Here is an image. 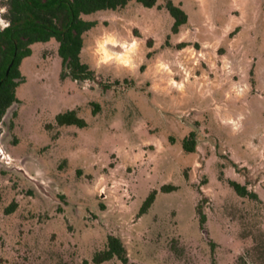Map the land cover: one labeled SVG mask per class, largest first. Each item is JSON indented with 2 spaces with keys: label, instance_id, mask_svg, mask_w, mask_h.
<instances>
[{
  "label": "rangeland",
  "instance_id": "obj_1",
  "mask_svg": "<svg viewBox=\"0 0 264 264\" xmlns=\"http://www.w3.org/2000/svg\"><path fill=\"white\" fill-rule=\"evenodd\" d=\"M174 1L176 32L165 0L84 14L93 78L32 44L0 119V264H124L93 259L110 233L135 264H264V0Z\"/></svg>",
  "mask_w": 264,
  "mask_h": 264
},
{
  "label": "trees",
  "instance_id": "obj_2",
  "mask_svg": "<svg viewBox=\"0 0 264 264\" xmlns=\"http://www.w3.org/2000/svg\"><path fill=\"white\" fill-rule=\"evenodd\" d=\"M146 6H154L158 0H138ZM129 0H6L7 11L5 13L9 23L0 25V119L7 109L16 101L17 86L24 80L21 70V62L25 56L32 53V44L36 41H46L52 37L59 41L58 51L62 57L63 73L77 80H85L94 77V69L90 64L82 60L81 51L84 45V33L97 21L86 18L84 14L101 9H116L124 6ZM174 17L173 31H178L180 26L188 21L189 15L181 3L174 0H165L164 4ZM11 65V66H10ZM10 66L9 72H7ZM99 103L95 102L93 108L97 111ZM59 124L86 125L85 117L79 115L75 108L57 114ZM195 135L190 133L184 139V147L188 150L195 148ZM238 193H248L245 184L231 181ZM164 188H174L168 184ZM153 190L144 201L140 213L147 211L155 199ZM201 213V223L205 221L201 204H198ZM117 256L124 264H135L130 261L128 250L121 237L110 233L106 247L97 250L93 259L100 262ZM87 263V260H85ZM240 264H246L242 260Z\"/></svg>",
  "mask_w": 264,
  "mask_h": 264
},
{
  "label": "built area",
  "instance_id": "obj_3",
  "mask_svg": "<svg viewBox=\"0 0 264 264\" xmlns=\"http://www.w3.org/2000/svg\"><path fill=\"white\" fill-rule=\"evenodd\" d=\"M1 23H2V26L4 27V26H6L9 23V21L8 20L7 21L3 20V21H1Z\"/></svg>",
  "mask_w": 264,
  "mask_h": 264
},
{
  "label": "crops",
  "instance_id": "obj_4",
  "mask_svg": "<svg viewBox=\"0 0 264 264\" xmlns=\"http://www.w3.org/2000/svg\"><path fill=\"white\" fill-rule=\"evenodd\" d=\"M37 42V41H36ZM35 43V42H34ZM33 48V47H32ZM27 56H25L24 58H23V60H22V64H23V61L25 60V58H26Z\"/></svg>",
  "mask_w": 264,
  "mask_h": 264
},
{
  "label": "water",
  "instance_id": "obj_5",
  "mask_svg": "<svg viewBox=\"0 0 264 264\" xmlns=\"http://www.w3.org/2000/svg\"><path fill=\"white\" fill-rule=\"evenodd\" d=\"M10 66H11V65H10ZM10 66L8 67L7 72H9V70H10Z\"/></svg>",
  "mask_w": 264,
  "mask_h": 264
}]
</instances>
